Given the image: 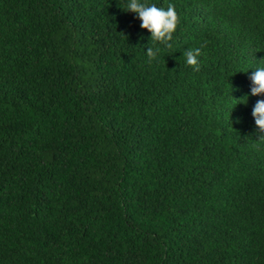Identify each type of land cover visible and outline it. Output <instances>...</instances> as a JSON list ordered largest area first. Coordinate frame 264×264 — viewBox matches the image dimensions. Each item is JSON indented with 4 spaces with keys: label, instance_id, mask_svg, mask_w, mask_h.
Instances as JSON below:
<instances>
[{
    "label": "trees",
    "instance_id": "obj_1",
    "mask_svg": "<svg viewBox=\"0 0 264 264\" xmlns=\"http://www.w3.org/2000/svg\"><path fill=\"white\" fill-rule=\"evenodd\" d=\"M147 2L0 0V264H264V0Z\"/></svg>",
    "mask_w": 264,
    "mask_h": 264
},
{
    "label": "clouds",
    "instance_id": "obj_2",
    "mask_svg": "<svg viewBox=\"0 0 264 264\" xmlns=\"http://www.w3.org/2000/svg\"><path fill=\"white\" fill-rule=\"evenodd\" d=\"M125 12L135 14V18L140 21V28L146 29L150 33V38L166 47H171L169 41L176 30L179 17L174 5L168 4L165 7H157L156 4L148 3L147 0H121ZM159 47H148L146 52L150 60H155L160 53ZM185 63L193 66L194 71H199L201 65V48H192L184 52ZM253 69L248 79L251 82L249 93L240 97L236 104L246 105L249 96H264V66H257ZM251 116L255 125V132L259 140H264V98L257 99L251 110Z\"/></svg>",
    "mask_w": 264,
    "mask_h": 264
}]
</instances>
